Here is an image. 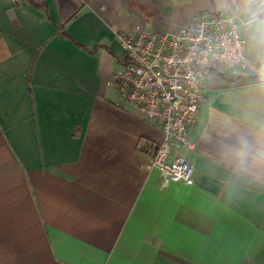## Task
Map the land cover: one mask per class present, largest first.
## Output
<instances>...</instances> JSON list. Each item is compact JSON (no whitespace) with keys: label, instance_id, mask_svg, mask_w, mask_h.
I'll return each mask as SVG.
<instances>
[{"label":"crops","instance_id":"1","mask_svg":"<svg viewBox=\"0 0 264 264\" xmlns=\"http://www.w3.org/2000/svg\"><path fill=\"white\" fill-rule=\"evenodd\" d=\"M237 15L247 69L210 60L177 147L193 183L146 163L161 129L116 96V33ZM259 0H0V264H264Z\"/></svg>","mask_w":264,"mask_h":264},{"label":"built area","instance_id":"2","mask_svg":"<svg viewBox=\"0 0 264 264\" xmlns=\"http://www.w3.org/2000/svg\"><path fill=\"white\" fill-rule=\"evenodd\" d=\"M115 37L125 55L124 65L113 77L116 92L163 134L146 167L156 169L163 184L191 185L193 166L173 149L190 147L185 131L194 124L203 101V67L210 60L227 67H249L240 18L204 11L176 33L135 26Z\"/></svg>","mask_w":264,"mask_h":264},{"label":"clouds","instance_id":"3","mask_svg":"<svg viewBox=\"0 0 264 264\" xmlns=\"http://www.w3.org/2000/svg\"><path fill=\"white\" fill-rule=\"evenodd\" d=\"M259 3L264 6V0H259ZM254 22L258 25L261 32H264V19L254 18ZM261 42L264 43V39ZM261 75L264 77V66L261 68Z\"/></svg>","mask_w":264,"mask_h":264},{"label":"rangeland","instance_id":"4","mask_svg":"<svg viewBox=\"0 0 264 264\" xmlns=\"http://www.w3.org/2000/svg\"><path fill=\"white\" fill-rule=\"evenodd\" d=\"M240 22H242V20L240 19ZM242 26V25H241ZM243 28V27H242ZM116 96H117V98H119V96H118V94L116 93Z\"/></svg>","mask_w":264,"mask_h":264}]
</instances>
